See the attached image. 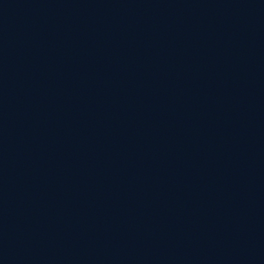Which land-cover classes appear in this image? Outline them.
Instances as JSON below:
<instances>
[{
	"label": "water",
	"instance_id": "1",
	"mask_svg": "<svg viewBox=\"0 0 264 264\" xmlns=\"http://www.w3.org/2000/svg\"><path fill=\"white\" fill-rule=\"evenodd\" d=\"M0 264H264V0H0Z\"/></svg>",
	"mask_w": 264,
	"mask_h": 264
}]
</instances>
